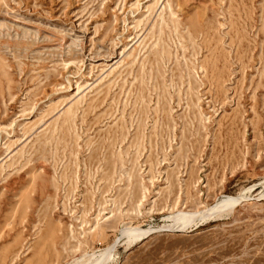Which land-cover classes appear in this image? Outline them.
Returning <instances> with one entry per match:
<instances>
[{
  "label": "rangeland",
  "instance_id": "374dc122",
  "mask_svg": "<svg viewBox=\"0 0 264 264\" xmlns=\"http://www.w3.org/2000/svg\"><path fill=\"white\" fill-rule=\"evenodd\" d=\"M128 224L102 264H264V0H0V264Z\"/></svg>",
  "mask_w": 264,
  "mask_h": 264
},
{
  "label": "bare ground",
  "instance_id": "6f19581e",
  "mask_svg": "<svg viewBox=\"0 0 264 264\" xmlns=\"http://www.w3.org/2000/svg\"><path fill=\"white\" fill-rule=\"evenodd\" d=\"M239 202V199L237 198H224L222 199L221 203L214 209L209 210L206 209L205 213L210 212V211H219L222 208H231L234 205H236ZM203 214V213H202ZM199 215V213H190V212H179L177 214L174 215V217L176 219H178V221L182 220L183 221H189L190 219H192L193 217ZM105 219V218H104ZM183 224H181V222H178L177 224H173L168 226L169 229L174 228H183L182 226ZM167 227V226H166ZM180 230V229H179ZM156 230L154 229H141L138 226H130L128 225H124L122 227V229L118 230V238L114 241V243L104 249L98 250V251H93L92 253L89 254L88 259L81 264H102L109 256L110 253L112 252V249L114 247V244L117 240L119 239H123L124 242L126 243L127 246H130L134 243L140 242L143 239L149 237L152 233H154ZM111 257V256H110ZM107 261V260H106ZM75 264V263H74ZM80 264V263H78Z\"/></svg>",
  "mask_w": 264,
  "mask_h": 264
}]
</instances>
